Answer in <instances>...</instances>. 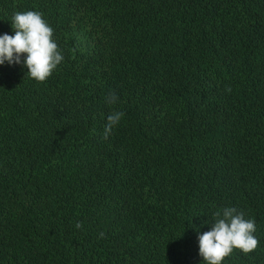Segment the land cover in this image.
<instances>
[{
  "label": "trees",
  "instance_id": "trees-1",
  "mask_svg": "<svg viewBox=\"0 0 264 264\" xmlns=\"http://www.w3.org/2000/svg\"><path fill=\"white\" fill-rule=\"evenodd\" d=\"M27 11L64 59L0 65V264H204L225 206L221 264H264V0H0V36Z\"/></svg>",
  "mask_w": 264,
  "mask_h": 264
},
{
  "label": "clouds",
  "instance_id": "clouds-1",
  "mask_svg": "<svg viewBox=\"0 0 264 264\" xmlns=\"http://www.w3.org/2000/svg\"><path fill=\"white\" fill-rule=\"evenodd\" d=\"M14 36H0V65L23 64L27 75L37 82L45 81L63 61L64 56L52 39L53 29L42 18V13L35 11L16 12L11 21ZM23 57V59H22ZM227 91H231L230 88ZM119 102L116 93L106 97V103L115 105ZM124 116L122 111H114L107 117L103 137L107 139L112 129ZM214 223L207 232L198 235L199 255L204 264H221L234 249L245 254L257 248L258 239L253 235L255 221L244 219V214L236 208L225 206L217 210ZM76 228L82 224L77 222ZM104 234H100L103 238Z\"/></svg>",
  "mask_w": 264,
  "mask_h": 264
}]
</instances>
